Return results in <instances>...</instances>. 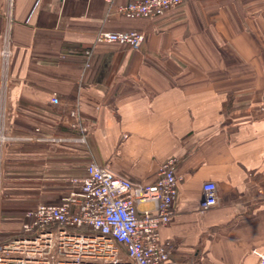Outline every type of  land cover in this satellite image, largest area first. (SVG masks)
<instances>
[{"label": "crops", "instance_id": "obj_1", "mask_svg": "<svg viewBox=\"0 0 264 264\" xmlns=\"http://www.w3.org/2000/svg\"><path fill=\"white\" fill-rule=\"evenodd\" d=\"M134 0H13L12 58L0 56V210L57 205L106 166L133 185L174 160L173 218L159 230L174 264H258L264 251V0H185L151 19ZM0 0V49L3 33ZM139 31L138 51L96 43ZM89 67L84 51L92 50ZM58 103L53 104L52 99ZM218 205L199 213L202 187ZM140 202L136 211H152ZM1 222L0 236L19 233Z\"/></svg>", "mask_w": 264, "mask_h": 264}, {"label": "built area", "instance_id": "obj_2", "mask_svg": "<svg viewBox=\"0 0 264 264\" xmlns=\"http://www.w3.org/2000/svg\"><path fill=\"white\" fill-rule=\"evenodd\" d=\"M113 0H106L109 4ZM185 0H134L116 11L126 17L151 19ZM0 56L7 75L12 58L13 0H5ZM144 35L135 30L100 31L96 43L128 46L138 51ZM92 50L84 51L89 67ZM52 103H58L57 98ZM11 140L0 110V169L5 145ZM174 160L161 165L155 183L133 185L116 177L103 165L92 162L86 176L72 180L70 192L57 205L37 204L24 215L19 233L2 239L0 264H174L159 230L173 218L178 178ZM140 202L154 204L152 211L137 212ZM218 205L217 187L205 183L199 213ZM264 264V251L256 254Z\"/></svg>", "mask_w": 264, "mask_h": 264}, {"label": "trees", "instance_id": "obj_3", "mask_svg": "<svg viewBox=\"0 0 264 264\" xmlns=\"http://www.w3.org/2000/svg\"><path fill=\"white\" fill-rule=\"evenodd\" d=\"M32 208L33 207H31V208H24V209H16V210H13V211L11 210L14 213H8L7 214V218H4V221H12L13 222V221H19L20 218L24 219L25 213L27 211L31 210ZM3 211L4 212L2 213V216H3V214H6L5 213V209ZM9 236H12V234L11 235H8V236H3L2 239H5V238H7Z\"/></svg>", "mask_w": 264, "mask_h": 264}, {"label": "rangeland", "instance_id": "obj_4", "mask_svg": "<svg viewBox=\"0 0 264 264\" xmlns=\"http://www.w3.org/2000/svg\"><path fill=\"white\" fill-rule=\"evenodd\" d=\"M37 204H42V203H37ZM36 204V205H37ZM4 211L3 210H0V214H1V222H3L4 221V218H7V214L8 213H14V212H12L11 210H9V209H5V213L6 214H3V216H2V213H3ZM9 216V215H8ZM23 221H24V219H23ZM23 221L21 222V223H23Z\"/></svg>", "mask_w": 264, "mask_h": 264}]
</instances>
